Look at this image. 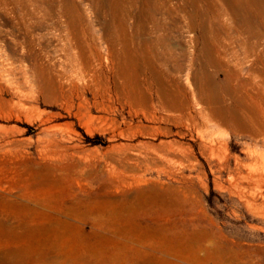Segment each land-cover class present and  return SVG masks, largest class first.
Here are the masks:
<instances>
[{
  "label": "rangeland",
  "instance_id": "1",
  "mask_svg": "<svg viewBox=\"0 0 264 264\" xmlns=\"http://www.w3.org/2000/svg\"><path fill=\"white\" fill-rule=\"evenodd\" d=\"M189 1L194 0H0V229L18 225L31 236L20 241L0 231V259L13 249L27 253L22 264L44 255L51 264H154L158 258L160 264H264L259 120L189 119L168 102L155 110L145 102L148 92L141 85L150 77L143 56L133 68L131 34L137 26L139 48L169 38L174 54L160 69L188 91L203 85L214 109L234 113L244 102L264 107V48L256 61L232 44L237 55L211 61L202 54V42L191 43L200 31L188 32L181 10ZM195 1L202 11L212 5ZM253 1L242 0V7L249 5L244 15L259 31L252 20L258 1ZM73 4L84 18L87 43L109 58L103 67L91 55L67 61L60 51L64 42L58 29L66 25L64 15ZM157 22L170 29H157ZM243 22L238 26L246 27ZM156 48L165 50L160 43ZM220 64L236 73L229 82L215 77ZM133 78L140 79L136 92L142 99L134 106ZM204 105L192 104L190 111L196 114ZM162 142L161 149L142 146ZM117 157L139 164L136 172L122 168ZM138 175L159 183H118L119 176L131 181ZM153 186L164 194L163 216H142L128 226L104 216L105 229L97 231L93 225L100 217L84 214L94 201L131 197L132 203L139 190ZM79 206L66 235L51 230L58 228L59 213ZM33 238L44 241L39 245Z\"/></svg>",
  "mask_w": 264,
  "mask_h": 264
},
{
  "label": "bare ground",
  "instance_id": "2",
  "mask_svg": "<svg viewBox=\"0 0 264 264\" xmlns=\"http://www.w3.org/2000/svg\"><path fill=\"white\" fill-rule=\"evenodd\" d=\"M194 1H192L193 3H191L189 1L191 3L190 5H188V4L183 5L182 4L183 6H182L181 11H183V13H184L183 17H184L185 22L187 23L188 28H189L188 32L191 35H192L193 31H195L196 29L199 28L200 32L198 33L197 36L194 35V37H193L194 39H192L191 43L198 45L199 43L202 42L204 47L203 48L200 47V48L203 49L202 50L203 55L204 54L209 55L211 61L213 59H216V58L217 59L221 58L222 54L227 55V54L232 53L233 55H237V50L235 48V46L237 45L238 47H240V49L243 47L244 49L247 50V52H248L247 56L248 57L253 56V57H255L256 61L261 60L259 49L264 48V43H263V40H264V4H262V2L260 0H257L258 1V6H257L258 9H256V12H255L256 14L255 13L253 14L255 16L252 15V12H254V11H251V15L253 16V17L251 16L252 20H253L254 24L257 23L258 27H256V28L259 29V27H260L259 31L258 30L256 31L254 26L251 24V19L249 18L250 16L248 18L245 17L247 15L246 14L244 15V12H245L244 9L249 5L246 4L247 6L245 8H243L242 4H244V2H242V0H222V4L218 0H211L210 4H212V5H210L211 7L208 8L207 11H202L198 5L199 1L197 2V5L195 4L196 1L195 2ZM247 1L250 2L251 0L250 1L247 0ZM70 2H72V1H70ZM204 2H205V0H204ZM251 3H250V5H252ZM253 8H254V6H253ZM66 11H65V13H66ZM166 14H167V16L170 17L172 14V11H169L167 9ZM154 15H152V13H150L149 19L153 20V21L156 20ZM64 17L67 19L66 25L62 26L58 29L60 31V34H61L60 35V41L64 42V44L60 50L63 57L67 61L68 60L71 61L72 58H75L77 56L91 55L92 58L95 59L96 61H98L99 64L103 67L104 63L106 61H109V58L105 57L103 55V53L100 51V49L97 47L96 44H94V43L88 44L87 43L88 41H86L87 38H86L85 29L83 26L84 25L83 24L84 18H82V14H81L80 10L78 9V6L73 4L72 7L70 9H68L67 15L65 14ZM242 20L244 21L243 23H245V25H246V27H244V28H243L244 24L242 27L238 26V24L242 23ZM227 21H231V22L233 21V25L230 26ZM177 22H178V19H177ZM222 22H224V23H222ZM156 25H157L156 28L159 30L170 29L169 26H163V25L159 24L158 22ZM134 28L135 29L131 34L132 35L131 36V41H132L131 46H132V55H133V68L137 69L140 66V65L138 66L139 61L137 59H140V57L143 56L141 58H143V60H145L146 68L148 69V73L150 74V77H148V78L144 77V80L142 81V84H141L142 86H144L143 85V82H144V84L146 85V90L148 92V96H145V98H146L145 102L148 105H150L155 110L157 109V107L164 109L165 108L164 103L168 102L169 104H172L171 110H173V109L177 110V106H180V109L184 112V115L188 116L189 119H196L197 116H202L203 118H205L211 122L212 121L213 122L223 121L226 123V121H227V122L232 124V122H234V120H239L240 122H244L247 119L251 120V118H253V116H254L261 123V126H262L261 133L264 134V107L263 106H261V105H258L257 107L251 106L249 103L244 102L241 104V106H242L241 108L235 109L234 113H231L230 111L226 112V110L228 108L226 110H224L225 108H223V110L222 109H220V110L214 109L215 107L213 108L211 106L209 99H208V101L206 100V96H205L206 94H205V89L203 88V85H199L196 89H193L190 87V90L188 91L186 88H184L180 85L179 81H175L174 78L170 79L162 71V69H160L163 66H165L166 62H168V65L170 64V61H168V59H171L173 57L171 55L174 54V52L171 51V48L169 47L168 42H167L169 40V38L163 36L157 40V43H160L162 45V47H163L162 49H165L162 51V53H158V51H157L158 48H156L157 43H154L153 41H147L146 44L144 45L146 48H144L142 46L144 48V52H143L141 50L142 47L139 48L140 47L139 46L140 43L138 42V39L140 36L138 34L139 31H137V26H135ZM245 36L247 37L246 38L247 41L244 38ZM107 41L110 42V45L112 48V43H111L109 38H107ZM222 42H224V43L227 42L226 44H228V47H227V45H224ZM232 44H236V45L234 47H231ZM114 48H116V47H114ZM230 48H232L233 52L231 51ZM176 61H177V59H175V62ZM218 68L219 69L216 71L215 77L223 76L224 80L227 82H229L232 79V77L234 76V74H236L233 71V69L230 67V65L220 64V65H218ZM177 69H179V66H177ZM48 70H49V68H48ZM134 72L135 71H133L132 73L134 74ZM136 75H137V73H136ZM96 76L97 75H95V77ZM138 76H139V74H138ZM130 77H133V75L132 76L130 75ZM135 78H138V77L135 76ZM139 80H135L134 78L130 80L131 81L130 89L132 92V93L131 92L130 93H131V100L133 102L132 106L138 105L139 102L142 101V99L140 97L141 95H138L136 92L137 88H139V84H140ZM188 81H189V79H188ZM200 84H202V83H200ZM118 88H119V86H118ZM233 88L236 89L235 86H233ZM173 90H175L174 93H173ZM207 91H208V89H207ZM234 92H236V90ZM228 93H229V91H228ZM208 97H209V95H208ZM241 98H244V97L241 96ZM240 102H241V100H240ZM192 104H197V105L205 104V105L201 106L200 110L197 111L196 114H193L192 111H190ZM135 107H137V106H135ZM150 110H152V109H150ZM151 112H154V111L152 110ZM153 114H155V116H156L155 112ZM150 119H151V117H150ZM152 119H154V118H152ZM156 119L157 118H155V120ZM244 124H246V123L244 122ZM142 146H150L151 148H155V147L158 148L159 147L158 149H161L160 146L161 147L164 146V143L162 142L161 144H159V146L155 145V144L152 145V143H151V145L143 143ZM117 159H119L118 161L120 162L119 164H121L120 166L122 168H125L126 171H127V169H130V170L132 169V171L136 172V169L139 166V164H134L130 158L129 159H123V161H122V157H117ZM159 159L164 160V157L160 156ZM153 160H155V159H153ZM160 163L162 164L161 161H160ZM153 164H155V163H153ZM158 167H159V165H158ZM125 169H124V172H125ZM123 181L130 186L136 185V186H140V187L141 186L144 187V186L148 185L149 183H153V184L159 183L158 180L148 179V178H146L145 175H138L137 177L132 178L131 181L121 179V177L119 176L118 177V183L119 182L122 183ZM130 198L131 197H129L128 200ZM128 200L124 199L120 202L107 200V199L104 201L103 200L102 201H96V202L94 201L92 204L87 206L86 210L84 211V214H86V215H97L100 217V220L99 221L97 220L93 225V228L95 230L100 231L102 229H105L104 227H105V221L106 220L104 221V219L101 218L104 216L108 217L109 221H113L114 224L118 223L121 226L122 225L124 226L127 224V226H128V225H132L134 223L135 218H140L142 216H144L146 218H150L153 215L160 217L166 213V209L164 208V194H163V192H161L158 188H156L154 186L149 188V189L142 188V190H139L138 194L134 197L132 203L130 201L128 202ZM84 205H85V203L81 204V207H84ZM79 208H80V206L78 208L75 207L74 209H71L68 212L59 213V215L61 217L57 218V225H58L57 227L58 228L52 227L51 230L58 232L59 235H66V233H65L66 231H64V230L68 229V226L71 224V221L69 219L77 220V218L81 212V210L79 211ZM26 209H28V213L32 212V210H33V208L30 206H26ZM63 217H65V218H63ZM140 226H142V225H140ZM18 229H19L18 225L14 226V227L2 225V228L0 229V231H2L4 234H7V233L12 234L14 239H18L20 241L23 238L29 239L31 237L30 234H28L26 232H21ZM135 231H137V230H135ZM56 235H57V233H56ZM142 238H144V237H142ZM33 239H32V242H33ZM34 240H36V239H34ZM7 241H9V240H7ZM43 241L44 240L39 239V240H36L34 242L36 244L40 245ZM10 251H11V249H10ZM141 252H143V251H141ZM26 254L27 253L24 251L23 252L22 251H13V249H12L11 252L6 253L1 257L0 264H22V260L25 258ZM158 259L159 260H157L154 264H160L159 263L160 258H158ZM37 261L39 263L41 262L43 264H51L50 258L47 255L40 256V258H38L36 256L34 260L32 258L31 264H36L35 262H37ZM151 262H152V260H151Z\"/></svg>",
  "mask_w": 264,
  "mask_h": 264
}]
</instances>
